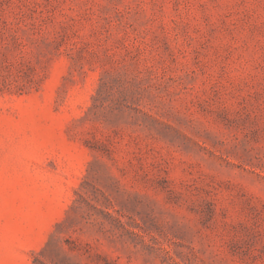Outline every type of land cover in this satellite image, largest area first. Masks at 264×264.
<instances>
[{
  "label": "rangeland",
  "instance_id": "obj_1",
  "mask_svg": "<svg viewBox=\"0 0 264 264\" xmlns=\"http://www.w3.org/2000/svg\"><path fill=\"white\" fill-rule=\"evenodd\" d=\"M0 264H264V0H0Z\"/></svg>",
  "mask_w": 264,
  "mask_h": 264
}]
</instances>
